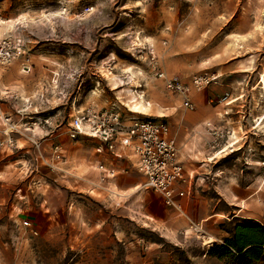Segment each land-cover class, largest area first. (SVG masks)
Here are the masks:
<instances>
[{
	"label": "rangeland",
	"instance_id": "rangeland-1",
	"mask_svg": "<svg viewBox=\"0 0 264 264\" xmlns=\"http://www.w3.org/2000/svg\"><path fill=\"white\" fill-rule=\"evenodd\" d=\"M0 28L23 43L5 68L17 62L23 73L28 58L22 85L49 88L65 115L73 105L117 111L125 126L152 118L172 135L215 120L228 141L193 175L180 210L139 188L131 166L117 178L139 189L125 199L89 191V138L72 141L65 172L0 152V264H264V238L241 253L226 245L240 227L264 229V0H0ZM157 70L186 84L216 79L191 93L199 103L190 111ZM222 76L232 95L208 103L201 96L224 87ZM141 103L150 107L134 111ZM251 247L258 258L245 256Z\"/></svg>",
	"mask_w": 264,
	"mask_h": 264
},
{
	"label": "built area",
	"instance_id": "built-area-1",
	"mask_svg": "<svg viewBox=\"0 0 264 264\" xmlns=\"http://www.w3.org/2000/svg\"><path fill=\"white\" fill-rule=\"evenodd\" d=\"M23 43L12 35L0 33V69L11 64L21 53ZM22 72H30L28 58H23ZM155 76L163 82L170 94L181 99L186 110H194L191 93L200 91L205 85L215 81L214 77L194 76L189 84L176 76H167L157 70ZM226 96L219 102L224 101ZM125 126L117 111H97L87 107L71 117L67 136L71 141L89 138L96 142L95 153L101 155L95 167L96 181L91 183V192L98 194L108 191V184L118 176L120 161L127 160L135 171L144 177L141 189L159 194L166 207L180 210V201L187 195L191 187L192 176L186 172L179 159L176 138L172 135L166 122L152 118L135 121ZM4 129L0 130V152L14 153L19 148L12 134L21 128L12 125L9 119L2 118ZM47 123V121H45ZM218 137V136H217ZM220 138V137H218ZM38 148V146L36 145ZM51 161L47 164L50 170L64 172L63 167L71 162L68 150L61 145L49 149ZM114 195V192H110ZM21 227L29 229L36 235L30 222H21Z\"/></svg>",
	"mask_w": 264,
	"mask_h": 264
},
{
	"label": "crops",
	"instance_id": "crops-1",
	"mask_svg": "<svg viewBox=\"0 0 264 264\" xmlns=\"http://www.w3.org/2000/svg\"><path fill=\"white\" fill-rule=\"evenodd\" d=\"M4 29L5 28H0L1 34L4 32ZM229 69L230 68L227 70ZM231 73L233 72H228V74ZM228 74L226 73L227 76ZM26 75L29 74L20 72V66L18 67L17 62L13 63L8 68L0 69V130L4 129L2 118L9 119V123L12 125H20L21 128L12 134L19 148L16 152V158L20 155L27 156L28 160L32 162V165L35 166V171L39 168L49 171L50 169L47 164L51 161L49 153L51 146L61 145L67 148L72 160L75 157L74 149H72L74 143L69 140L67 132L71 117L77 112V105H73L67 115H65L61 109L62 103L58 102L56 106L51 105L50 94H48L49 88L38 86L32 88L33 84L25 88L22 85L23 83L21 80H25ZM222 77L224 81L225 76ZM236 79L237 78L234 77V81ZM232 83V80H225L223 83L224 87L222 88L209 87L201 98L209 99L207 100L208 103L216 96L223 97V95H227L229 98L232 95ZM56 86H58V81ZM191 101L194 106H197L199 103L197 96H194ZM134 107L141 109L134 111L143 113L142 111H146L147 108L150 107V104L146 106V103H141L139 105H134ZM206 110L207 109H205V112ZM211 111L215 113V110L212 108L211 110L209 109L208 112ZM215 115L216 114H214V116ZM45 121H47V123H45ZM209 121L204 122L202 125L198 121H192V123L182 127L183 131L180 133L176 131V133L173 134L177 141L180 161L183 162L184 168L192 177L194 174L198 175L199 171L207 166V161L210 159L215 160L218 155L225 152L226 146L228 145V141L224 140L222 129L214 122L215 120H213V122ZM96 146L97 144L93 148L94 155L92 154L90 161L93 172L95 170L94 165L102 159L101 155L95 154ZM211 154L213 155L211 156ZM0 155H3V153H0ZM128 166H130V164L127 160L120 161L117 165L121 170ZM63 170H65L64 167ZM138 183L139 182H120L118 178H116L108 184V191H101L100 194L110 197V192L116 191L119 197L125 199L128 195L134 193L141 187L139 186L138 188ZM92 188L93 186L91 185L88 190L92 191ZM189 191L190 189L188 188L187 197ZM120 193L123 194L121 195ZM126 193L130 194L126 195ZM187 197L185 198L186 201ZM180 203L183 205V199Z\"/></svg>",
	"mask_w": 264,
	"mask_h": 264
},
{
	"label": "trees",
	"instance_id": "trees-1",
	"mask_svg": "<svg viewBox=\"0 0 264 264\" xmlns=\"http://www.w3.org/2000/svg\"><path fill=\"white\" fill-rule=\"evenodd\" d=\"M261 236L260 241H256L257 236ZM264 238V229L260 226H248V227H240L238 228L234 239L227 240L226 245L236 250L238 253H241L249 246H256V245H262V239ZM228 249V248H227ZM227 251V250H226ZM259 248L258 247H251L245 252V256L248 258H258L259 256ZM220 255V254H219Z\"/></svg>",
	"mask_w": 264,
	"mask_h": 264
},
{
	"label": "bare ground",
	"instance_id": "bare-ground-1",
	"mask_svg": "<svg viewBox=\"0 0 264 264\" xmlns=\"http://www.w3.org/2000/svg\"><path fill=\"white\" fill-rule=\"evenodd\" d=\"M147 104H149V103H146V106H147ZM211 238H207L206 240H205V242L208 244V243H210L211 242Z\"/></svg>",
	"mask_w": 264,
	"mask_h": 264
}]
</instances>
